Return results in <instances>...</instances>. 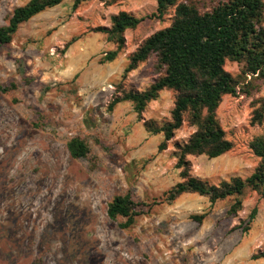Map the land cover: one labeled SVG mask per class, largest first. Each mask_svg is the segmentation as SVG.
<instances>
[{
  "label": "rangeland",
  "instance_id": "obj_1",
  "mask_svg": "<svg viewBox=\"0 0 264 264\" xmlns=\"http://www.w3.org/2000/svg\"><path fill=\"white\" fill-rule=\"evenodd\" d=\"M29 1L0 0V25ZM156 6V0H92L72 10L64 1L23 24L0 50V85L19 84L9 94L0 91V264H264L253 259L264 251V199L255 192L246 193L236 217L227 216V201L211 206L197 194L160 203L181 181L174 145L194 129L183 125L158 152L163 136L147 133L143 122L168 120L173 92L162 91L140 121L130 102L106 111L128 56L170 24L169 17L150 18ZM120 11L146 19L126 32L124 52L102 63L115 46L98 28L109 27ZM155 61L153 56L131 72L126 88L143 91L156 78ZM225 68L238 73L234 63ZM260 97L264 83L251 97H224L217 116L234 147L216 159L188 157L192 176L217 185L253 172L259 159L249 143L264 134V123L252 126L250 119L252 101ZM74 136L88 138L94 171L90 158L69 155L66 143ZM125 193L137 202L159 203L126 230L120 227L124 219L107 215L112 198ZM204 212L202 224L189 219Z\"/></svg>",
  "mask_w": 264,
  "mask_h": 264
},
{
  "label": "trees",
  "instance_id": "obj_2",
  "mask_svg": "<svg viewBox=\"0 0 264 264\" xmlns=\"http://www.w3.org/2000/svg\"><path fill=\"white\" fill-rule=\"evenodd\" d=\"M70 1L72 10L92 0H30L16 7L7 22L0 25V50L8 46L20 27L37 15ZM156 11L150 16L162 22L169 17L170 24L143 39L128 56L121 80L115 85L111 101L106 106L112 113L121 103L130 102L137 119L143 120L148 105L156 101L161 92L174 94L170 118L163 122L144 120L143 127L151 135H162L158 152L183 125L194 129L189 138L175 143L174 158L180 170L181 181L163 194L160 203L172 204L184 194L207 197L211 206L227 201V216L236 217L242 210L247 192H255L264 199V134L249 143L252 153L259 159L253 172L246 178L231 177L219 184H210L191 175L188 157L205 156L216 159L230 152L234 145L227 138L217 116L225 96L251 97L264 83V0H156ZM146 18L120 11L110 17L109 27H99L115 49L105 54L102 63L115 61L127 46L126 32L135 31ZM71 43H68L69 46ZM155 57L153 71L156 78L143 90L126 88L124 81L141 64ZM227 63L238 66V73L226 70ZM19 88L16 81L0 85V91L9 94ZM250 124L264 123V97L252 101ZM91 124V125H90ZM89 128L96 126L91 118ZM95 142H98L97 140ZM71 158H90V171L97 168V159L87 137L74 136L66 143ZM159 203L137 202L130 193L115 195L107 206L112 221L124 219L121 229L132 228L137 220L148 214ZM257 210L254 208L243 228L250 230ZM208 212L192 214L189 219L202 224ZM264 259V251L253 256ZM33 264H41L34 260Z\"/></svg>",
  "mask_w": 264,
  "mask_h": 264
}]
</instances>
